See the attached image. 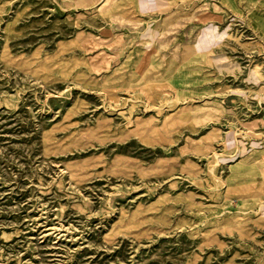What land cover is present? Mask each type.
Segmentation results:
<instances>
[{
  "label": "rangeland",
  "instance_id": "obj_1",
  "mask_svg": "<svg viewBox=\"0 0 264 264\" xmlns=\"http://www.w3.org/2000/svg\"><path fill=\"white\" fill-rule=\"evenodd\" d=\"M0 264H264V0H0Z\"/></svg>",
  "mask_w": 264,
  "mask_h": 264
},
{
  "label": "crops",
  "instance_id": "obj_2",
  "mask_svg": "<svg viewBox=\"0 0 264 264\" xmlns=\"http://www.w3.org/2000/svg\"><path fill=\"white\" fill-rule=\"evenodd\" d=\"M227 1H228V3H234L236 5V3L239 1H245L246 4H248V3L251 4L253 0H227ZM260 1L263 2V0H260Z\"/></svg>",
  "mask_w": 264,
  "mask_h": 264
},
{
  "label": "bare ground",
  "instance_id": "obj_3",
  "mask_svg": "<svg viewBox=\"0 0 264 264\" xmlns=\"http://www.w3.org/2000/svg\"><path fill=\"white\" fill-rule=\"evenodd\" d=\"M179 113V112H178Z\"/></svg>",
  "mask_w": 264,
  "mask_h": 264
}]
</instances>
